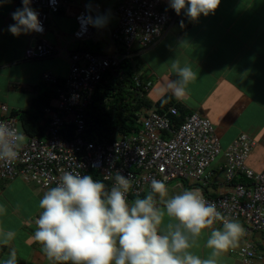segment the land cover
Returning a JSON list of instances; mask_svg holds the SVG:
<instances>
[{"label": "crops", "instance_id": "0c3cea01", "mask_svg": "<svg viewBox=\"0 0 264 264\" xmlns=\"http://www.w3.org/2000/svg\"><path fill=\"white\" fill-rule=\"evenodd\" d=\"M87 2L93 4L95 14L110 13L105 28H93L90 36L74 41L61 33L52 16L43 38L68 49L100 54L116 51L119 45L112 32L118 24L114 11L120 0H73V4L57 14L75 16ZM18 7H21V0H6L0 6V105H8L11 112L32 110L33 100L52 90L51 84L43 80V73L52 72L63 82L69 71V61L64 54L43 59L26 57L27 46L35 43L37 38H32L30 33L17 37L7 31L8 26L14 23L11 14ZM161 7L170 11L176 19L151 46L141 49L135 44L134 56L131 57L138 77L144 84H150L147 94L154 96L152 103L170 94L190 113L201 112L214 123L224 148L242 132H248L257 144L247 163L256 171L264 170V0H221L214 14L207 17L201 15L195 21L189 20L183 12L177 15L169 7L168 0H161ZM175 61H179L181 66L190 65L196 73L184 97L179 99L171 90L161 92L169 81L177 78L171 68ZM55 100L56 97L52 98L50 104ZM148 109L142 108V112ZM46 119V116L41 119L44 125L42 134L35 137H46ZM24 135L26 142L29 136ZM224 164L225 156L221 154L211 165L206 184L176 181L167 187L168 195L189 189H198L211 196L220 194L228 188L222 169ZM47 190L20 177L0 179V207L4 209L0 214V228L15 232L9 245L0 246V259L15 251L18 264H53L42 244L34 238L35 221L42 211L39 201ZM144 197H133L130 203ZM154 198L163 211L159 195ZM175 223L165 214L160 228L166 230L168 224ZM240 224L244 229V223L240 221ZM221 227L222 224L216 222L202 230L195 238L191 251L202 259H208L212 249L206 246L207 239L212 230ZM246 242L264 252V233L254 231L245 235L243 231L234 246L215 257L216 264H245L238 252L231 250ZM252 264H264V260H256Z\"/></svg>", "mask_w": 264, "mask_h": 264}, {"label": "built area", "instance_id": "2783aa9c", "mask_svg": "<svg viewBox=\"0 0 264 264\" xmlns=\"http://www.w3.org/2000/svg\"><path fill=\"white\" fill-rule=\"evenodd\" d=\"M71 4L73 0H55L54 4L51 0H32L44 31L30 33L37 40L27 46L26 57L43 59L64 54L69 61V71L63 88L58 89L55 103L44 108L46 137H29L15 160L0 161V179L20 177L49 189L59 183L66 171L80 175L97 171L100 175L92 176L93 179L109 182L110 189L119 172L130 179L131 188L127 193L130 202L132 197L151 192L152 179L164 180L167 187L176 179L206 184L211 165L224 154L222 169L227 190L216 196L199 191L208 203L216 206L222 217L242 221L245 235L254 231L264 233V170L256 171L247 163L257 144L248 132H242L224 148L212 120L198 111L191 112L173 128L170 114L177 115L178 110L172 106L166 113L151 109L145 113L139 111L140 129L118 134L110 143H96L83 137L86 109L105 72L118 69L123 60L133 57L135 44L144 49L155 43L176 17L161 7V0H120L114 11L118 24L112 32L113 39L120 45L116 51L100 54L68 49L43 38L49 19ZM89 4L95 14L93 4L87 2L75 17L85 13ZM79 27L71 34L74 41L83 40L93 32V27L89 26L85 33L77 35ZM42 78L47 83L57 81V76L49 71L43 73ZM149 86L145 84L146 89ZM0 122L20 129L19 119L6 104L0 105ZM243 176L246 181L238 180ZM216 222L222 224L219 218L214 220ZM231 251H237L245 264L264 260V252H259L251 242Z\"/></svg>", "mask_w": 264, "mask_h": 264}, {"label": "clouds", "instance_id": "9594fccd", "mask_svg": "<svg viewBox=\"0 0 264 264\" xmlns=\"http://www.w3.org/2000/svg\"><path fill=\"white\" fill-rule=\"evenodd\" d=\"M5 2L0 0V6ZM220 2L168 0L177 15L183 12L192 21L201 15L214 14ZM11 15L14 23L7 31L13 36L43 33V23L32 7V0H21V7ZM109 20V12L93 14L91 5H86L85 13L77 17L80 26L77 35L85 33L89 26L105 28ZM171 68L177 78L169 81L161 92L171 90L178 99L183 98L196 73L190 65L181 66L179 61L173 62ZM24 142L25 135L19 128L0 122V161L15 160ZM130 188L129 177L119 172L109 190L91 175L64 172L59 183L40 199L42 211L35 221L34 238L42 244L49 260L53 264H216L215 257L234 246L243 234L240 222L222 217L198 189L169 196L165 181L152 179L151 192L130 203L127 199ZM154 194L159 195L163 211ZM3 212L0 207V214ZM165 214L176 223L161 230ZM217 218L222 220V227L212 230L206 244L212 249L211 256L202 259L191 251L195 238ZM14 237L13 230L0 228V246L9 245ZM0 264H18L15 251L0 259Z\"/></svg>", "mask_w": 264, "mask_h": 264}, {"label": "trees", "instance_id": "16d2710c", "mask_svg": "<svg viewBox=\"0 0 264 264\" xmlns=\"http://www.w3.org/2000/svg\"><path fill=\"white\" fill-rule=\"evenodd\" d=\"M118 45L120 44L118 43ZM64 82L65 80L62 82L57 78L55 84L50 83L52 90L35 98L32 102V110L11 112L13 116L19 119L20 129L23 133L29 137L42 134L44 125L41 124V119L45 116L44 108L50 104L52 98L58 96V89L63 88ZM128 83L129 90L124 93L122 86ZM146 94L145 84L138 77L131 58L123 60L116 70L108 69L94 90L86 109L83 137L89 141L107 144L113 141L118 134L138 131L140 118L137 113L142 111V108H155L159 113H166L170 107H176L178 114H170L173 128L181 124L190 114L188 108L174 101L170 94L163 96L155 103L146 100ZM89 175L95 177L99 176L100 173L92 171ZM238 180L246 181L247 179L243 176ZM102 182L105 184L106 190H109V182L104 180Z\"/></svg>", "mask_w": 264, "mask_h": 264}, {"label": "water", "instance_id": "95a60500", "mask_svg": "<svg viewBox=\"0 0 264 264\" xmlns=\"http://www.w3.org/2000/svg\"><path fill=\"white\" fill-rule=\"evenodd\" d=\"M55 24L65 33L72 34L78 29V21L75 16L56 14L53 15Z\"/></svg>", "mask_w": 264, "mask_h": 264}, {"label": "rangeland", "instance_id": "374dc122", "mask_svg": "<svg viewBox=\"0 0 264 264\" xmlns=\"http://www.w3.org/2000/svg\"><path fill=\"white\" fill-rule=\"evenodd\" d=\"M61 33H63L66 37L68 36V37H71V34H69V33H65V32H63V31H61ZM129 83L127 84V85H124V86H122V89L124 88V93H127L128 91L127 90H129ZM128 86V87H127ZM125 88H126V90H125ZM140 94H142V92L140 91ZM152 97H154V96H150V95H146V100H148L149 102H153V98ZM21 99L23 100V97L21 96ZM197 111V110H196ZM140 112H142V111H140ZM199 112V111H198ZM201 113V112H200ZM139 118L141 119V116H139ZM138 125L141 127V122H140V120L138 121ZM176 181H181V179H176V180H173V181H171L169 184H168V186L170 185V184H172L173 182H176ZM185 181H188V179H186ZM170 190V189H169ZM170 192H172L171 190H170ZM179 193H181L180 191H178V194Z\"/></svg>", "mask_w": 264, "mask_h": 264}]
</instances>
